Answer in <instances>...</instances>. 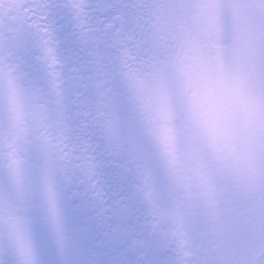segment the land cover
Returning <instances> with one entry per match:
<instances>
[{"label": "snow or ice", "instance_id": "1", "mask_svg": "<svg viewBox=\"0 0 264 264\" xmlns=\"http://www.w3.org/2000/svg\"><path fill=\"white\" fill-rule=\"evenodd\" d=\"M0 264H264V0H0Z\"/></svg>", "mask_w": 264, "mask_h": 264}]
</instances>
